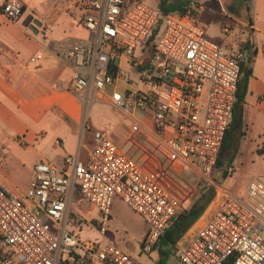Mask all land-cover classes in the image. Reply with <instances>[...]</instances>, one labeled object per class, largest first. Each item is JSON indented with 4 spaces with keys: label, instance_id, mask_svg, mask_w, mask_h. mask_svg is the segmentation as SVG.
<instances>
[{
    "label": "built area",
    "instance_id": "obj_1",
    "mask_svg": "<svg viewBox=\"0 0 264 264\" xmlns=\"http://www.w3.org/2000/svg\"><path fill=\"white\" fill-rule=\"evenodd\" d=\"M64 1L90 35L67 52L75 68L69 91L122 112L130 132L118 144L96 131L87 162L76 155L61 167L39 163L25 201L0 181V264H135L106 237L114 197L148 225L143 251L150 253L192 194L180 176L185 167L215 198L194 236L177 242L176 256L184 264H264V177L245 197L211 178L233 122L245 42L210 41L197 2L164 15L161 0ZM0 10L20 24L23 0H0ZM233 30V21L224 23L226 38ZM138 48L147 51L140 60ZM123 60L134 78L123 77ZM135 112H149L151 124ZM83 227L97 237L80 239Z\"/></svg>",
    "mask_w": 264,
    "mask_h": 264
},
{
    "label": "crops",
    "instance_id": "obj_2",
    "mask_svg": "<svg viewBox=\"0 0 264 264\" xmlns=\"http://www.w3.org/2000/svg\"><path fill=\"white\" fill-rule=\"evenodd\" d=\"M216 1L222 8L224 18L227 16L234 23L233 35L225 38L221 45L234 46L237 39L235 36H242L246 46L245 61L246 64L250 63L253 72L244 103L243 117L248 114L255 119L258 117L260 123H264V0ZM23 3L24 13L20 24L10 22L0 10V131L16 145L22 143L34 147L39 140L43 142L47 139L48 131H34L28 119L49 118L51 132L59 145L65 147L67 144H74L75 147L69 150L63 148L62 152L49 158L40 153L41 158H51V161L38 162L34 166V172L39 163L61 167L68 156L79 155L87 162L95 146V132L102 131L108 134V127L103 123L104 117L101 115L103 112L120 111L102 101L92 100L84 103L69 91L75 77V68L67 52L77 41L70 32L82 26L77 13L66 10L64 0H23ZM59 19L64 24L68 23L70 31H64L62 36L57 35L54 27ZM147 49L150 51L149 46ZM35 57L37 61L32 62ZM124 69L132 72L127 62L123 60L120 68L122 74ZM135 113L137 118L151 124L152 117L149 112ZM122 117L128 125L126 141L131 122L125 116ZM33 122L37 123L34 119ZM234 123L232 122L231 126ZM193 175L196 176L195 173ZM0 181L14 192L3 180ZM186 184L193 188L190 181ZM200 185L203 184L198 178L197 188ZM199 195V191L191 194L184 210L190 208ZM212 202L195 225L183 235L184 238L194 236L208 215ZM83 205L84 208H88L87 204Z\"/></svg>",
    "mask_w": 264,
    "mask_h": 264
},
{
    "label": "rangeland",
    "instance_id": "obj_3",
    "mask_svg": "<svg viewBox=\"0 0 264 264\" xmlns=\"http://www.w3.org/2000/svg\"><path fill=\"white\" fill-rule=\"evenodd\" d=\"M188 1L190 2L191 0ZM192 1L204 7V11L201 14V25L206 31L207 38L221 45L227 36L222 32V26L225 20L227 22L229 19L227 16L224 18L219 3L216 0ZM77 15L79 16V14ZM62 22L59 19L54 25L57 35H61L64 31H69L68 23L65 22L64 24ZM70 34L76 40H87L89 38L87 30L82 26L78 30L70 32ZM235 38H237L235 41L243 40L242 36L239 35L235 36ZM139 49L135 54L138 60L147 52L142 53ZM115 61L119 64L118 58ZM125 75L134 78L136 72L132 73L124 69L123 77ZM126 87L125 84L121 83L119 90L123 92ZM114 114L118 116L116 117ZM101 116L104 117L102 118L103 123L108 127V134L106 135L117 143H124L128 132V125L122 117L124 114L122 112H103ZM33 119L36 120V124L33 122ZM33 119L29 118L28 120L31 122L34 131H48L47 139L43 142L39 140L34 147L22 143L16 145L15 142L0 131V180L9 185L22 201H25L31 182L35 177L34 166L40 161H51V158H41L40 153L49 158L62 152L63 148L69 150L75 147L74 144H67L65 147L59 145L53 132H51L52 125L49 118L44 117L41 119L40 117H36ZM225 143L226 150L223 154L225 165L224 167L217 168L211 174V178L235 195L245 197L248 193L250 182L256 177H264V123H260L258 117L255 119L254 116L251 117L248 114L237 118L234 125L229 129V135ZM128 149H130L129 146L126 147V150ZM225 172L228 173L226 177L224 176ZM180 176L187 182H191L193 188L189 189L192 194L198 192L197 176H194L186 167ZM92 216L96 217L97 215L96 213H92ZM97 219L99 220V217ZM98 220L95 223H99ZM148 230L149 228L145 221L119 197L115 196L106 228V237L110 241L128 255L135 264H158L163 258L166 259L165 264H184L175 254V245L169 242L164 243L163 241H159L152 252H144L143 243ZM75 234L83 240L97 237V233L87 227L76 230ZM178 241H181V239Z\"/></svg>",
    "mask_w": 264,
    "mask_h": 264
},
{
    "label": "trees",
    "instance_id": "obj_4",
    "mask_svg": "<svg viewBox=\"0 0 264 264\" xmlns=\"http://www.w3.org/2000/svg\"><path fill=\"white\" fill-rule=\"evenodd\" d=\"M188 0H161L160 1V10L162 14H169V13H186L188 9L191 7V3ZM153 41V39H152ZM150 47V51L153 52V44L150 42L148 44ZM111 72L113 74H117L118 68L115 65H112ZM242 76L239 83V90L237 95V102L234 109V120L236 121L237 118L243 116V108L244 103L246 100V96L248 94V88H249V81L251 77L253 76L252 69L250 68V63L246 64V61L242 63L241 66ZM231 127V126H230ZM230 129V128H229ZM229 135V130L227 132L226 138L224 140V144L221 150V154L217 163V168L224 167L223 162V154L226 150V139ZM228 175L227 172H225L224 176L226 177ZM199 191V198L195 201V203L188 209H185L173 222V224L166 230L165 234L160 238L159 241H163L164 243H172L174 245L177 244V241L183 237V235L189 231L195 223L202 217V215L207 210L208 206L212 202L215 191L211 187H207L204 185H200L198 188ZM158 241V243H159ZM157 243V244H158ZM157 246V245H156ZM155 246V247H156ZM155 249V248H154ZM166 259L163 258L159 261L158 264H165Z\"/></svg>",
    "mask_w": 264,
    "mask_h": 264
}]
</instances>
